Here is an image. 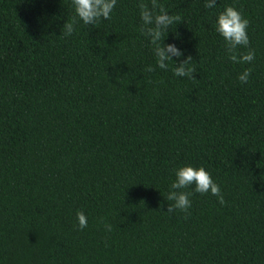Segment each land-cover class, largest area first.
Segmentation results:
<instances>
[{
  "label": "trees",
  "instance_id": "trees-1",
  "mask_svg": "<svg viewBox=\"0 0 264 264\" xmlns=\"http://www.w3.org/2000/svg\"><path fill=\"white\" fill-rule=\"evenodd\" d=\"M160 2L180 17L167 70L138 0L69 37L72 0H0V264H264V0ZM227 6L249 21L251 63L216 31ZM188 56L194 79L174 73ZM189 165L225 203L192 185L169 214Z\"/></svg>",
  "mask_w": 264,
  "mask_h": 264
},
{
  "label": "clouds",
  "instance_id": "clouds-1",
  "mask_svg": "<svg viewBox=\"0 0 264 264\" xmlns=\"http://www.w3.org/2000/svg\"><path fill=\"white\" fill-rule=\"evenodd\" d=\"M217 0H206L205 7L212 9L216 7ZM75 15L67 21L62 28L61 34L69 37L75 31L76 25L82 21L85 25H95L101 20L111 19V14L116 7L117 0H72ZM137 7L140 10L142 21L141 32L150 40L157 59V66L167 70L168 62L174 61L173 57L179 59L183 53L175 44H164L168 29L171 25L180 20L179 16L169 14L160 0H138ZM249 21L234 6H227L217 16L216 31L224 38L229 59L235 63L247 64L255 59V49L251 48L248 29ZM166 34V35H165ZM246 48L244 53L237 52L238 48ZM192 57L188 56L177 66L175 63L174 73L178 77L194 79L196 72L192 66ZM175 62V61H174ZM152 72L155 69L151 66L145 69ZM252 69L246 68L239 75L241 83H247ZM176 179L170 185V191L166 196L169 203L167 213L171 214L176 210L188 213L191 207L190 196L192 192L184 191L194 185V191L201 194L211 193L218 197L219 203L224 204V197L220 186L214 182L211 174L204 167L194 168L193 166H182L175 172ZM190 214V213H189ZM78 227L83 230L87 227V217L83 211L77 212ZM111 231V225H105Z\"/></svg>",
  "mask_w": 264,
  "mask_h": 264
}]
</instances>
